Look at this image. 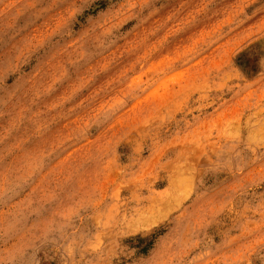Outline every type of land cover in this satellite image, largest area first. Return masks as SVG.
I'll use <instances>...</instances> for the list:
<instances>
[{
    "label": "rangeland",
    "instance_id": "374dc122",
    "mask_svg": "<svg viewBox=\"0 0 264 264\" xmlns=\"http://www.w3.org/2000/svg\"><path fill=\"white\" fill-rule=\"evenodd\" d=\"M0 264H264V0H0Z\"/></svg>",
    "mask_w": 264,
    "mask_h": 264
},
{
    "label": "trees",
    "instance_id": "16d2710c",
    "mask_svg": "<svg viewBox=\"0 0 264 264\" xmlns=\"http://www.w3.org/2000/svg\"><path fill=\"white\" fill-rule=\"evenodd\" d=\"M153 239H154V237H146L144 239H139V240L144 241V243H145L144 246H141V248H139L140 249L139 251L141 253H146L149 250V248H151V246L153 244Z\"/></svg>",
    "mask_w": 264,
    "mask_h": 264
}]
</instances>
